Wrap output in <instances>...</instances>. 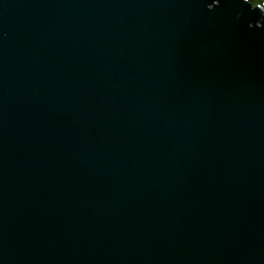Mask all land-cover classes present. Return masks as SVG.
Listing matches in <instances>:
<instances>
[{"label": "water", "instance_id": "1", "mask_svg": "<svg viewBox=\"0 0 264 264\" xmlns=\"http://www.w3.org/2000/svg\"><path fill=\"white\" fill-rule=\"evenodd\" d=\"M0 264H264V8L0 0Z\"/></svg>", "mask_w": 264, "mask_h": 264}, {"label": "trees", "instance_id": "2", "mask_svg": "<svg viewBox=\"0 0 264 264\" xmlns=\"http://www.w3.org/2000/svg\"><path fill=\"white\" fill-rule=\"evenodd\" d=\"M253 5H261L264 8V0H249Z\"/></svg>", "mask_w": 264, "mask_h": 264}]
</instances>
